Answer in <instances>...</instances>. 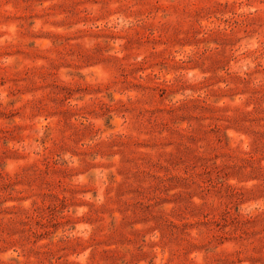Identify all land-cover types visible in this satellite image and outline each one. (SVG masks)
I'll use <instances>...</instances> for the list:
<instances>
[{
	"label": "rangeland",
	"instance_id": "374dc122",
	"mask_svg": "<svg viewBox=\"0 0 264 264\" xmlns=\"http://www.w3.org/2000/svg\"><path fill=\"white\" fill-rule=\"evenodd\" d=\"M0 264H264V0H0Z\"/></svg>",
	"mask_w": 264,
	"mask_h": 264
}]
</instances>
